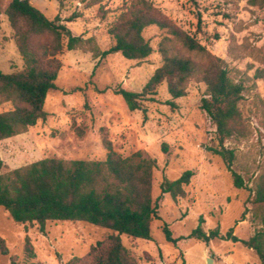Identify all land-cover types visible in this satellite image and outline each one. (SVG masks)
<instances>
[{
    "label": "rangeland",
    "instance_id": "374dc122",
    "mask_svg": "<svg viewBox=\"0 0 264 264\" xmlns=\"http://www.w3.org/2000/svg\"><path fill=\"white\" fill-rule=\"evenodd\" d=\"M49 20L59 17L73 36L93 38L101 52L113 45L109 34L113 22L131 0H29ZM182 31L193 37L214 57L224 62L230 77L244 87L240 103L247 137L230 140L236 160L232 170L244 180L245 188L234 185L233 171L218 155L216 127L202 109L207 86L192 80L187 94L173 99L163 83L153 95L143 98L144 111L131 112L121 95L125 89L142 93L155 72L163 66L161 49L171 55L191 58L203 68L207 59L189 54L166 31L152 26L143 36L153 53L143 61H130L121 54L96 58L81 49L69 51L67 40L57 55L62 69L56 90L49 92L46 121L26 134L0 141L2 173L35 162L61 160L105 161V130L113 150L123 158L141 152L157 162L153 172L152 198L158 218L152 222V241L121 236L123 246L137 264H261L255 251L240 242L216 239L209 244L191 238L204 219L203 230H219L221 236L233 230L248 240L264 230L255 219L254 188L264 172V6L248 0H147ZM9 0H0V70L5 74L25 71L17 39L6 15ZM71 20H73L71 22ZM172 40L167 41V39ZM38 49L50 42L48 36L35 38ZM173 104V105H171ZM12 109L0 107V113ZM193 171L186 195L174 201L163 194L164 181H175ZM245 215V217H244ZM167 226L177 244L167 240ZM110 234L106 229L83 222H48L43 234L39 226L22 225L0 208V238L9 255L0 253V264L25 263V239L29 237L36 258L31 264H66L85 257L93 246Z\"/></svg>",
    "mask_w": 264,
    "mask_h": 264
},
{
    "label": "trees",
    "instance_id": "16d2710c",
    "mask_svg": "<svg viewBox=\"0 0 264 264\" xmlns=\"http://www.w3.org/2000/svg\"><path fill=\"white\" fill-rule=\"evenodd\" d=\"M6 15L15 33L18 50L25 63V71L5 74L0 70V107L11 104L12 109L0 113V141L26 134L40 121H46L45 104L48 94L56 90V81L62 63L56 58L67 40L69 51L78 49L93 53L96 58L121 54L130 61H143L153 49L143 34L155 26L166 31L189 53L205 57L203 68L191 58L171 55L161 49L164 63L142 93L118 89L131 112L144 111L143 98L153 95L163 83L168 86L173 99L186 96L189 83L198 78L207 86V96L201 109L207 113L216 127L219 148L209 151L220 156L232 170L236 155L226 147L230 140L247 137L240 103L244 87L236 83L225 68L224 62L212 56L193 37L182 31L147 0H131L113 22L109 34L113 45L101 52L93 38L84 40L73 36L61 24L59 17L49 20L29 0H9ZM102 0H92L94 4ZM251 6H264V0H248ZM73 20H71L72 22ZM48 36L50 42L38 49L35 38ZM167 41H172L169 38ZM264 77V72H260ZM173 105V104H171ZM103 145L108 151L105 161L61 160L47 158L19 169L2 173L4 162L0 158V208L5 209L13 221L22 225L36 223L41 233L46 232L48 222H83L110 232L105 239L93 246L83 258H73L66 264H137L123 246L121 236L152 241V222L158 218L157 205L152 198L153 172L157 162L144 157L141 152L123 158L113 150L105 130ZM233 171V170H232ZM193 171H187L175 181H164L163 194H170L174 201L184 198ZM234 185L244 189L243 178L233 171ZM255 219L264 227V172L258 178L251 201ZM245 217V215H244ZM204 219L191 234V238L209 244L216 239L242 243L255 251L264 264V230L248 240H241L231 230L221 236L219 230L207 234L203 230ZM167 240L177 244L167 226ZM25 263L36 258L29 237L25 239ZM0 253L9 255L4 239L0 238Z\"/></svg>",
    "mask_w": 264,
    "mask_h": 264
},
{
    "label": "water",
    "instance_id": "95a60500",
    "mask_svg": "<svg viewBox=\"0 0 264 264\" xmlns=\"http://www.w3.org/2000/svg\"><path fill=\"white\" fill-rule=\"evenodd\" d=\"M209 264H211V262L209 261Z\"/></svg>",
    "mask_w": 264,
    "mask_h": 264
}]
</instances>
